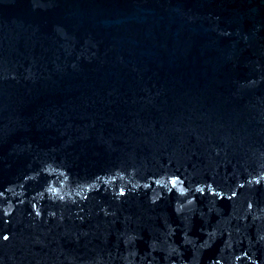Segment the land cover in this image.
I'll use <instances>...</instances> for the list:
<instances>
[{"label": "water", "instance_id": "95a60500", "mask_svg": "<svg viewBox=\"0 0 264 264\" xmlns=\"http://www.w3.org/2000/svg\"><path fill=\"white\" fill-rule=\"evenodd\" d=\"M0 264H264V0H0Z\"/></svg>", "mask_w": 264, "mask_h": 264}]
</instances>
